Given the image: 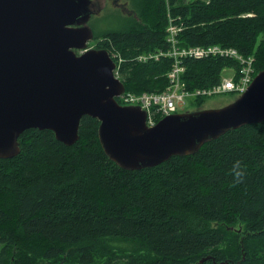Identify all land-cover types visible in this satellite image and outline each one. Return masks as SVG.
Returning a JSON list of instances; mask_svg holds the SVG:
<instances>
[{
    "label": "trees",
    "instance_id": "obj_1",
    "mask_svg": "<svg viewBox=\"0 0 264 264\" xmlns=\"http://www.w3.org/2000/svg\"><path fill=\"white\" fill-rule=\"evenodd\" d=\"M133 2L139 12L149 10L146 0ZM169 6L167 13L165 1L154 0V27L105 32L100 47L116 45L124 55L125 88L168 84L170 56L144 61L138 55L169 49L171 18L182 25V46L233 47L264 66V0H169ZM235 64L218 54L185 58V88L213 87ZM98 125L82 116L72 144L50 129L28 128L18 137L19 152L0 157V264L12 247L11 264H95L109 238L145 251L107 253L100 264H264V120L139 169L120 167L105 154ZM237 159L245 172L239 183L231 172ZM237 224L239 232L231 228Z\"/></svg>",
    "mask_w": 264,
    "mask_h": 264
},
{
    "label": "water",
    "instance_id": "obj_2",
    "mask_svg": "<svg viewBox=\"0 0 264 264\" xmlns=\"http://www.w3.org/2000/svg\"><path fill=\"white\" fill-rule=\"evenodd\" d=\"M92 2L0 0V157L19 152L18 137L28 128L50 129L72 144L80 118L89 115L99 120L105 154L120 167L139 169L193 154L229 129L264 120L262 69L227 105L147 125L143 109L115 99L124 86L108 51L87 47Z\"/></svg>",
    "mask_w": 264,
    "mask_h": 264
},
{
    "label": "rangeland",
    "instance_id": "obj_3",
    "mask_svg": "<svg viewBox=\"0 0 264 264\" xmlns=\"http://www.w3.org/2000/svg\"><path fill=\"white\" fill-rule=\"evenodd\" d=\"M95 5L93 4L91 8L93 9V12L90 15V18L88 19L87 25L91 29L92 32V38L88 40L87 46L90 48H96L101 49V45H106V37L105 32L107 30H118L122 29L126 26H134V27H147V26H155V21L152 17L151 10L154 9V0H146L148 2V8L149 10H143L140 9V12L137 10L136 4L133 2V0H121L125 7H119L113 5L111 0H94ZM166 3V10L167 13L170 11L169 8V0H164ZM97 2V4H96ZM173 21V19H171ZM180 24V23H178ZM166 31V27H165ZM169 49H173V46L169 44ZM108 52H110V55H112V58L116 60L118 63L121 64V62L124 60V55L122 54L119 47L116 45H110L107 46L106 49ZM158 50H150V51H144L140 53V59L141 60H148L151 59V55L154 57H157ZM244 55V54H243ZM250 62H251V70L252 73L260 71L263 67H261L258 64V59L255 56V54L250 55H244ZM234 61H237V71L241 66V62L239 59L235 56H229ZM154 59V58H152ZM235 67H226L224 69L223 75L224 76H233ZM126 77V76H125ZM124 76H120V80L123 83L125 81ZM166 86H163L159 90H146L142 92H149V93H156L161 90H164ZM127 88V89H126ZM124 86V89L130 90L134 93H139L136 91H133V89L128 88ZM201 93L193 94L190 96L188 100V106L185 107L186 111H195V110H203L207 108H217L222 107L224 105L229 104L231 101L236 99L239 96V93L235 92H228L226 90L220 89L219 91H215L214 89L208 87V89H201ZM197 97V98H196ZM205 97V98H203ZM190 101V102H189ZM191 104V105H190ZM238 225V224H237ZM237 227V228H236ZM236 227H231L234 231L237 230L238 232L241 230L242 226L238 225ZM236 228V229H235ZM108 242V245H107ZM107 242H104V251L100 252V256L95 259V264H100L103 260H106L107 256H105L107 253H110V255L113 258H119L120 255H127V254H136V253H143L145 250L139 248L138 244L134 241L127 240L124 238H109ZM15 251L14 247L10 249V255L8 257V261L5 264H11L14 259Z\"/></svg>",
    "mask_w": 264,
    "mask_h": 264
},
{
    "label": "built area",
    "instance_id": "obj_4",
    "mask_svg": "<svg viewBox=\"0 0 264 264\" xmlns=\"http://www.w3.org/2000/svg\"><path fill=\"white\" fill-rule=\"evenodd\" d=\"M173 46V49L161 50L157 53V57L154 55L150 56L151 59H158L161 56H170L171 66L167 71L168 84L167 87L156 93L139 92L134 93L130 90L124 89L120 94L116 96L118 101L124 105H139L146 112V121L149 125H153L156 122L157 117L168 115L177 112L179 109H183L186 104V98L193 94H198L203 91L201 89L208 88H197L194 90H188L185 88L182 80V73L184 71V59L185 58H201L208 56L209 54L214 55L219 52V49L215 46H195L187 51L176 53V39L171 38L167 41ZM224 56H235L241 62V66L238 69V76L241 83L240 90L243 92L246 90L249 82L252 79L251 62L237 49L233 47H225ZM112 56V55H111ZM140 59V54L138 55ZM145 61V60H144ZM115 67L113 69L114 77L120 79V63L114 60ZM231 86L230 82L223 83L221 89L228 91Z\"/></svg>",
    "mask_w": 264,
    "mask_h": 264
},
{
    "label": "bare ground",
    "instance_id": "obj_5",
    "mask_svg": "<svg viewBox=\"0 0 264 264\" xmlns=\"http://www.w3.org/2000/svg\"><path fill=\"white\" fill-rule=\"evenodd\" d=\"M172 19V18H171ZM170 19V21H169V23L167 24V27H166V32H167V40H169V39H171V38H175L176 39V49L174 50L176 53H179V52H183V51H187V50H189V49H191V48H193V47H195V46H197V45H185V46H182L181 44H180V40H179V38H178V34H179V32H180V30L182 29V25L181 24H178V23H176V22H174V21H172ZM199 46H202V45H199ZM208 46H215V47H217L218 49H219V52L218 53H216V54H218V55H222V56H224V54H225V50H224V46H222V45H220V44H211V45H208ZM216 54H214V55H216ZM236 63H237V61H235ZM231 67H235V66H231ZM264 69V68H263ZM262 70V69H261ZM259 72V71H258ZM257 72V73H258ZM250 73H251V75H252V79H253V77L257 74H253L252 73V70L250 71ZM252 79H251V81H252ZM251 81L249 82V84L251 83ZM226 82H230L231 83V86L228 88V92H235V93H239V96L244 92H242L241 90H240V88H241V83H240V80H239V76H238V71H237V67L235 68V71H234V74H233V76H222V78H221V81H220V83H218L217 85H215V86H213V87H210V88H212V89H214L215 91H219L220 89H221V86H222V84L223 83H226ZM249 84H248V86H249ZM247 86V87H248ZM238 96V97H239ZM237 97V98H238ZM236 98V99H237ZM236 99H234L233 101H235ZM233 101H231V102H233ZM230 102V103H231ZM136 106H138V107H140L139 105H136ZM141 108V107H140ZM141 109H143V108H141ZM144 110V109H143ZM145 111V110H144ZM195 111H198V110H195ZM145 113H146V115H147V112L145 111ZM226 132V131H225ZM75 142V141H74Z\"/></svg>",
    "mask_w": 264,
    "mask_h": 264
},
{
    "label": "clouds",
    "instance_id": "obj_6",
    "mask_svg": "<svg viewBox=\"0 0 264 264\" xmlns=\"http://www.w3.org/2000/svg\"><path fill=\"white\" fill-rule=\"evenodd\" d=\"M231 172L234 177V182L239 183L245 175V172L241 166V161L239 159L234 161Z\"/></svg>",
    "mask_w": 264,
    "mask_h": 264
},
{
    "label": "flooded vegetation",
    "instance_id": "obj_7",
    "mask_svg": "<svg viewBox=\"0 0 264 264\" xmlns=\"http://www.w3.org/2000/svg\"><path fill=\"white\" fill-rule=\"evenodd\" d=\"M111 1H112L113 5H115V6H119V7H122V8L125 7V4L121 0H111ZM92 3L95 5V1L94 0H93ZM96 4H97V2H96ZM76 51H78V50H76Z\"/></svg>",
    "mask_w": 264,
    "mask_h": 264
}]
</instances>
